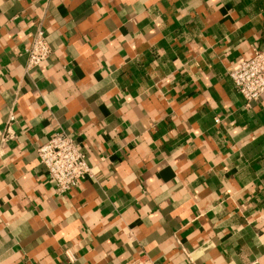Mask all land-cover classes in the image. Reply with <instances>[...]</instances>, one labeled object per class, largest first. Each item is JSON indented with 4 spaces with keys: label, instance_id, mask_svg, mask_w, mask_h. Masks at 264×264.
I'll list each match as a JSON object with an SVG mask.
<instances>
[{
    "label": "crops",
    "instance_id": "0c3cea01",
    "mask_svg": "<svg viewBox=\"0 0 264 264\" xmlns=\"http://www.w3.org/2000/svg\"><path fill=\"white\" fill-rule=\"evenodd\" d=\"M256 49L264 0H0V264H264V96L229 76ZM60 130L93 171L67 196Z\"/></svg>",
    "mask_w": 264,
    "mask_h": 264
},
{
    "label": "built area",
    "instance_id": "2783aa9c",
    "mask_svg": "<svg viewBox=\"0 0 264 264\" xmlns=\"http://www.w3.org/2000/svg\"><path fill=\"white\" fill-rule=\"evenodd\" d=\"M25 53L28 57L27 74L51 58L53 50L41 27L37 28ZM229 76L247 107L257 102L264 96V50L256 49L252 58L236 63ZM15 120V114L11 113L9 125ZM12 138L13 135L8 130L2 139V145ZM38 157L40 164L47 169L50 178L55 182V192L58 196L69 195L78 187L80 181L93 177L87 156L79 150L74 137L64 130L55 133L38 149Z\"/></svg>",
    "mask_w": 264,
    "mask_h": 264
}]
</instances>
